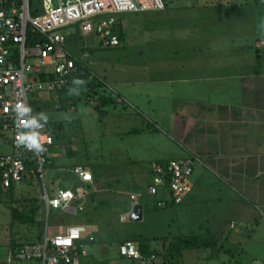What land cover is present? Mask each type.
Listing matches in <instances>:
<instances>
[{"label": "crops", "instance_id": "obj_1", "mask_svg": "<svg viewBox=\"0 0 264 264\" xmlns=\"http://www.w3.org/2000/svg\"><path fill=\"white\" fill-rule=\"evenodd\" d=\"M260 2L263 4L264 0H245L244 4L260 7ZM187 7L191 5L188 3ZM198 31L197 48L192 49L195 52L190 55H201L204 63L197 66L199 74L170 76L174 72L164 73L157 76L158 81L135 82L129 94L128 90L125 91L126 98L132 101L127 103L132 111L138 116L144 111L149 120L161 122L160 128L155 130L150 121L146 134L155 137L161 133L179 145L176 158H160L149 164L148 170L144 171L148 177H151L150 168L155 163L183 160L189 156L198 157L202 162L194 171L193 189L184 202L160 209L174 210L175 215L180 216L171 221L172 224L176 222L173 234L152 239L156 246L150 244V248L163 251L171 264H264V32L259 29L252 40L242 39L240 48L235 46L225 50L235 52L237 49L243 56H253L254 59H250L252 64L244 68L236 64L227 67L220 59L225 51L218 40H222L225 34H212L202 25ZM173 69L184 74L188 71L187 65ZM163 76L165 78H161ZM143 105L146 106L142 110ZM126 118V115L121 116L123 120ZM139 132L135 129L131 133ZM124 134L129 135L128 132ZM59 148L62 150L60 145L53 149L56 167L53 173L64 175V180L72 178L73 187L77 188V204L83 205L86 199L100 195L98 188L104 193L101 185L106 182L103 179H99L98 185L93 180L85 185L75 180L70 169L76 162H70L67 157L64 159L63 153L56 152ZM77 183L85 186L87 193ZM131 195L138 201L136 193ZM130 205L131 214L134 205ZM143 211L142 207V215ZM29 234L27 242L31 244L35 235ZM88 238L93 241L89 242ZM117 239L111 238L117 245V250L111 253L108 250L112 246L98 244L92 234L82 237L87 253L83 264H114L116 258L120 264H137L120 257ZM87 245H97L103 250L90 255Z\"/></svg>", "mask_w": 264, "mask_h": 264}, {"label": "rangeland", "instance_id": "obj_2", "mask_svg": "<svg viewBox=\"0 0 264 264\" xmlns=\"http://www.w3.org/2000/svg\"><path fill=\"white\" fill-rule=\"evenodd\" d=\"M244 2L245 0H180L178 3L176 0L168 6L169 9L166 12L127 14L123 17L126 19L125 40L119 47L113 49L98 48L94 41V27L98 20L106 17H98L86 23H80L69 30L72 33L76 29L82 40L77 43L78 45H75L76 48L68 47L67 50L75 55L78 54L77 51L82 46L86 48L87 52L80 54V59L87 61L93 75L100 82V91L107 99L111 100L106 109L108 115L101 116L93 110L94 107H98V103L95 101H92L91 105L87 107L84 106V103L79 104L74 112L66 114L68 117L65 118L68 121H64L65 115L60 112L44 109L42 113L55 121L66 123L73 121L74 124L66 127L64 133L66 139L75 140L71 149L79 154L81 164H92L97 167L100 171V179H103L107 185L113 186L114 183H120L113 188L115 198L103 193L101 188H98L97 191L100 190L101 193L97 195L98 198L93 197L96 202L91 204V207L95 206L98 200L104 201L107 198L115 199L117 202L122 201L123 197H127L128 202L132 203L130 197L134 193L127 192L125 188H131L135 184L134 186L140 189L136 194L138 203L144 211L142 221L132 222L130 216L123 213L122 208L117 206L111 209L108 207L99 208L102 211L99 210L98 220L92 224L84 225L81 216L85 211L77 212L73 207L69 211L70 215L67 213L72 217L59 216L58 211L51 209L46 214L38 184L34 182L31 187L19 186L17 198L41 201L37 222H43L44 228L47 226L49 237L53 236L55 232L61 234L67 226L81 224L86 228L82 237L92 234L96 237L98 244H110L112 247L108 252L114 253L117 250V245L111 241L112 237L118 238L117 240L140 237L149 240L151 246H156L152 239L166 238L167 235L173 234L176 222L172 224L171 221L179 219L180 216L175 215L174 210L171 212L170 209H156L158 198L147 194L151 177H148L144 171L148 170L149 164L157 159L176 158L179 153V145L171 141L170 138L162 136L161 133L155 137L146 134L150 121H152L151 128L155 130L160 128L161 122L149 120L148 114L144 111L138 116L128 107L127 103L132 101L126 97L135 82L158 81L157 76H162L164 73L174 72V75L170 76L199 74L196 70L197 66H202L204 63L201 61V55L191 56L190 54L195 52L192 49L197 48L196 39L200 37L198 30L201 25L204 29L208 27L212 34H225V37L221 38L222 40H218L224 47L223 51L230 47L235 48V46L240 48L242 39L252 40L253 34L259 32L258 25L263 21L264 3L260 2V7H254L253 4L245 6ZM188 3L191 7H187ZM209 6H212V9ZM248 15L252 18H249ZM204 34L206 33L204 32ZM242 34L244 36H240ZM205 42L204 40L203 44ZM234 51L232 49L225 51L220 58L227 67L236 64L245 68L252 64L253 56H243L242 52L237 49ZM83 55L85 56L82 57ZM31 64H35V62L32 61ZM186 65L188 71L185 74L173 69V67H185ZM203 72L205 71L203 70ZM161 78H165V76ZM121 88L124 90L122 91ZM126 90H128V94H125ZM53 97L55 98L56 95ZM38 99H45V97ZM33 101L34 99L30 97L31 112L36 115ZM145 106L143 105L142 110ZM121 112L122 115L127 116L126 120L121 119ZM71 116L74 119H71ZM156 125L159 127H155ZM135 129L140 130L139 134L131 133ZM124 132H128L129 135H123ZM0 135H2L1 130ZM61 147L67 149L68 146L64 143L61 144ZM10 152V146L0 142V153L9 154ZM160 155L162 157H159ZM63 158L67 160L64 154ZM70 162H75V160ZM63 176L58 173L54 175L53 171L45 169L44 186L49 196H51V182H57L60 190L77 193V188L73 187L72 178L64 180ZM77 186L87 193L85 186L78 183ZM101 187L104 189L103 184ZM123 218L124 220H122ZM34 232L33 226L14 223L10 211L4 206H0V264H7L11 243L18 244L16 246L30 244L27 242L30 239L29 233L34 235ZM86 250L90 255H95L97 252L100 253L103 248H99L97 245H87ZM115 260L114 264L121 263L119 258Z\"/></svg>", "mask_w": 264, "mask_h": 264}, {"label": "built area", "instance_id": "obj_3", "mask_svg": "<svg viewBox=\"0 0 264 264\" xmlns=\"http://www.w3.org/2000/svg\"><path fill=\"white\" fill-rule=\"evenodd\" d=\"M31 1L0 0V125L4 140L11 148L9 154L0 155V188L6 192L12 186L33 181L39 184L46 214L49 209L67 214L73 206L75 211L82 212L84 204H77L78 195L60 190L57 182L50 183L51 196L48 195L44 174L51 165L56 145L47 125L39 122L40 127L28 126L34 115L32 112L21 115L20 109L30 108L29 99L34 92L55 96L73 87L76 60L66 49L67 34L63 30L106 17L97 21L94 41L101 49L117 48L119 39L113 32L114 15L164 12L176 0H39L41 11L37 17L30 16ZM28 27L43 36V43L26 47ZM32 61L35 64H31ZM43 78L45 82H41ZM54 109L60 111L61 106L57 104ZM73 109L69 106L66 112H74ZM21 133H35L42 150L21 144L17 139ZM28 165H34V172ZM200 165L201 160L195 156L152 164L147 194L161 197L156 208L181 205L193 189L192 176ZM70 174L82 185L92 183V174L86 168L76 166L70 169ZM130 200L137 198L131 195ZM85 232L83 225H77L49 237L45 226L41 242L10 248L7 264H83L87 257L82 244ZM88 241L93 239L88 238ZM118 252L120 257L137 264L158 263L154 255L143 257L131 242L121 245Z\"/></svg>", "mask_w": 264, "mask_h": 264}, {"label": "trees", "instance_id": "obj_4", "mask_svg": "<svg viewBox=\"0 0 264 264\" xmlns=\"http://www.w3.org/2000/svg\"><path fill=\"white\" fill-rule=\"evenodd\" d=\"M40 1L39 0H32L30 2V16L31 17H37L40 14L41 11V7H40ZM168 8V6H167ZM121 15H114V23H113V32L117 35L118 39H119V46L120 44L125 40V26L126 24H124L123 22L126 19H121ZM71 28L74 27H70L67 28L65 30H63V33L67 34V41H66V49H68V47H72V48H76L75 45H78L77 43L80 42L82 40V37L80 35V33L75 29L74 32H70L69 30ZM44 38L42 35H40L39 33H33L32 30L28 27L27 29V43H26V47H32L35 44L38 43H43ZM118 46V47H119ZM79 51L78 54H71L72 59L76 60L75 62V66L77 69V74L75 76V78H81L84 79L86 81H88V83L86 84V86L82 87L80 90V94L78 96H68L67 92L68 91H62V92H58L56 95V99L52 100L53 98L51 97L50 94H47L45 96V99H41L38 101L39 96L41 97L42 94L38 93V92H34L31 95V98L34 99L33 101V108H34V113L36 115L34 116H38V114L42 113V111L44 109L48 110V111H52L54 109V106L59 104L61 106L60 111L55 110V112L57 113H63L64 118L68 117L66 116V114H68L66 112L67 108L69 106H72L75 110L76 108L79 106V104L84 103V106H89L91 105L92 101H95L98 103V107H94L93 110H95L96 113L100 114L101 116H107L108 113L106 112L107 107L109 106V102H111V100L107 99L104 96V93H102L99 89L100 87V82L99 80L93 75L92 70L89 68L87 61L80 59V54H83L86 51V48L82 46L81 49H78ZM15 56L17 57V51L14 52ZM83 57V56H82ZM74 78V79H75ZM53 80V77H50V81ZM41 82H45V79L43 78L41 80ZM53 110V111H54ZM64 121H68V119H66ZM71 119H74L71 116ZM44 123L45 125H47V127L50 129L51 134L53 136L54 139V143L56 146L61 144L66 143L67 144V149H57V153H63L68 160L72 161L75 160L76 165L73 166H84L83 168L88 169L93 177V181L96 185L99 184V179L101 178L99 176V169L97 167H95L92 164V166H89L87 164H81L80 162V158H79V154H77L76 151H72L71 146H73L75 143V140L72 141L71 139H66L65 137V130L66 127L74 124L73 121L66 123V122H61V121H55L53 119H49L47 118V121H39ZM74 128V125H73ZM0 130L2 131L1 125H0ZM4 135H0V142L3 144H6L5 140H4ZM65 138V141H64ZM2 153H0L1 155ZM51 166L49 167L50 171H54L56 169L55 165H54V161L53 158L51 159ZM167 162H162L160 164H166ZM28 168L30 171L34 172V165H28ZM151 169V168H150ZM1 179V176H0ZM34 183L33 181H26L23 182L17 186H12L10 189H8L6 192L2 191V189L0 188V206H4L6 207L10 213H11V219L12 221L15 223H18L19 225L22 226H33V229H35V237L34 239H32V243H39L42 240L43 234H44V223L43 222H37V218L39 217V212H40V206L39 204L41 203V201H37L34 199H25V198H17V192H18V188L19 186H32L31 184ZM104 183V192L112 195L110 197H114V187L116 184H120V183H114L115 185H110V184H106ZM135 185V184H134ZM132 186L131 188H125L127 190V192L129 191V193H138L139 192V188ZM39 186V184H38ZM159 199L161 197H158ZM94 202H96L93 198L91 199H86L85 204L83 205V211L84 212L82 214V219L84 221V225H89L94 223L96 220H98L97 218L100 216L99 214V210L102 211V209L99 208H104V207H108V208H114L115 206L122 208L123 213H126L128 215V217L130 216V204L133 205H138V201L135 200L132 203L128 202L127 197H123L122 201H118V203L116 202L115 199H111L108 198L104 201H97L96 205L91 207V204H93ZM167 207H175L174 205H168ZM87 210H86V209ZM63 216V217H71V216H67L64 213H60L59 212V216ZM77 216V215H76ZM74 217V216H73ZM71 227V226H69ZM64 232H62L61 234H63ZM54 235H58V232H55ZM126 242H131L133 243L138 252L143 256V257H149L151 255H154L158 258V263L157 264H171L169 259L165 256V253L159 252L158 250L155 249H151L150 248V242L149 240L146 239H142L140 237H132V238H126L124 240H118V245L121 246L123 244H125ZM10 246L13 248L15 247V244H10ZM170 247H172V243L170 244ZM168 251H171L170 249Z\"/></svg>", "mask_w": 264, "mask_h": 264}, {"label": "clouds", "instance_id": "obj_5", "mask_svg": "<svg viewBox=\"0 0 264 264\" xmlns=\"http://www.w3.org/2000/svg\"><path fill=\"white\" fill-rule=\"evenodd\" d=\"M258 27L262 32H264V21H262L258 25ZM72 83H73V87H70L68 89L67 95L68 96H78L80 94L81 88L86 86L88 81L81 79V78H75ZM30 112H31V108H29V107H23L20 109L21 115L28 114ZM39 121H45L46 122L47 116L43 113H40V114H38V117L37 116L31 117V119L28 121V126H30L32 128L40 127L41 125H40ZM17 139L21 144H24L29 149H35L36 151L42 150V146L38 142V137L35 133H32L31 135H25V134L21 133L17 137Z\"/></svg>", "mask_w": 264, "mask_h": 264}, {"label": "water", "instance_id": "obj_6", "mask_svg": "<svg viewBox=\"0 0 264 264\" xmlns=\"http://www.w3.org/2000/svg\"><path fill=\"white\" fill-rule=\"evenodd\" d=\"M130 214V221L137 222L142 220V207L140 205H134Z\"/></svg>", "mask_w": 264, "mask_h": 264}]
</instances>
